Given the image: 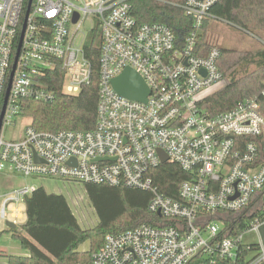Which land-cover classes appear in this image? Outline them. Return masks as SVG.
Returning <instances> with one entry per match:
<instances>
[{"label": "built area", "instance_id": "built-area-1", "mask_svg": "<svg viewBox=\"0 0 264 264\" xmlns=\"http://www.w3.org/2000/svg\"><path fill=\"white\" fill-rule=\"evenodd\" d=\"M129 1L0 0V116L26 23L0 134V172L149 191V211L166 222L107 235L92 264H189L199 255L210 264H264V116L256 100L209 116L201 104L227 86L218 69L220 50L197 56L195 35L179 48L169 26L139 25ZM219 1L185 0L183 7L200 29ZM91 18L102 32L95 128L41 132L28 124L17 140H6V128L23 118L24 99L55 100L45 81L55 69L66 74L65 94L78 95L89 84L88 37L80 39V33ZM127 68L149 89L146 103L114 89L113 80ZM160 152L189 175L180 200L154 184L151 172L163 165ZM36 189L26 186L5 196L1 218ZM217 212L233 214L226 220L249 218L244 232L219 239L217 220L223 217L212 216ZM246 234H254L255 242H245Z\"/></svg>", "mask_w": 264, "mask_h": 264}, {"label": "trees", "instance_id": "trees-1", "mask_svg": "<svg viewBox=\"0 0 264 264\" xmlns=\"http://www.w3.org/2000/svg\"><path fill=\"white\" fill-rule=\"evenodd\" d=\"M132 14L139 25L161 23L174 32L179 48L195 35V51L205 57L212 47L221 52L218 69L228 85L208 97L202 108L215 117L232 110L239 102L255 99L264 116V45L253 50L226 48L214 44L208 35L212 22L221 21L234 28L259 34L264 43V0H220L198 29L194 18L187 15L185 0H130ZM100 23L84 45L85 55L91 63L92 77L78 95L63 92L65 72L58 68L46 77L47 84L56 91L51 103L24 99L20 104L21 116L31 120V125L41 132L90 131L96 126L98 91L100 81V54L102 34ZM254 67V70L251 68ZM238 139L240 144H244ZM264 154V146L262 148ZM261 161H264V157ZM159 192L174 200H180V185L189 175L174 163H165L151 172ZM87 197L96 213L98 224L84 229L74 215L65 196L48 193L38 187L24 199L26 222L7 232L30 251L29 257L8 256L9 264H92V255L99 250L109 234H119L145 224L156 226L166 222L152 214L148 206L152 199L149 191L105 184H86ZM213 217L222 224L219 239L240 235L249 218L226 220L232 213L217 212ZM168 223V221H167ZM169 222L167 225H171ZM90 242V249L81 252L79 246ZM246 256V255H245ZM189 264H210L202 255L194 257ZM217 264H237L220 259Z\"/></svg>", "mask_w": 264, "mask_h": 264}, {"label": "rangeland", "instance_id": "rangeland-1", "mask_svg": "<svg viewBox=\"0 0 264 264\" xmlns=\"http://www.w3.org/2000/svg\"><path fill=\"white\" fill-rule=\"evenodd\" d=\"M95 26L96 22L94 19H88L82 27L80 39H83L84 35L89 38L92 35ZM74 29L75 27L73 26L72 31H74ZM208 31V35L210 36L212 43L219 46H224L226 48L253 50L264 45L263 41L259 37V34H254L239 28H234L221 21L212 22ZM251 70H254V67H252ZM226 80L228 85L229 78H226ZM28 124H31L30 119L26 117H17L15 124L6 128L5 139L17 140L23 133L24 127ZM31 185L39 188L42 187L49 193L65 196L74 215L78 219L79 224L84 229L94 228L98 224L96 213L90 204V200L87 197L84 187L81 185L69 184L57 179L26 178L12 172L3 171L0 172V223L3 224V230L0 232V239H3L6 236L12 239V235L6 233V230L9 229L7 222L14 221L18 224H22L26 221H18L12 218V208L14 206H20L23 208L24 212L23 203L10 204L7 208V219L1 218L4 197L11 195L15 190ZM244 239L245 242L251 243L255 242L256 237L254 234H246ZM88 249H90L89 241H86L79 246L80 251H89Z\"/></svg>", "mask_w": 264, "mask_h": 264}, {"label": "water", "instance_id": "water-1", "mask_svg": "<svg viewBox=\"0 0 264 264\" xmlns=\"http://www.w3.org/2000/svg\"><path fill=\"white\" fill-rule=\"evenodd\" d=\"M28 15H29V12H27V14H26V19H27ZM75 21H77V16L74 18V22ZM25 27H26V23L24 24L23 32L21 34L20 43H19V47H18V51H17V56H16L13 72L11 74L9 86H8L7 93H6L5 100H4V106H3L2 113L0 116V134H1V130H2L3 118L5 115V111H6V106H7L9 93H10V89H11V85H12L14 71L16 69V64H17V60L19 57V53H20V49H21V45H22V40L24 37ZM113 87L120 95L126 97L127 99L133 100V101L146 103L148 96L150 95V91L147 88L144 80L141 78V76L139 74H137L134 70H132L130 68L125 69V71L120 76H118L117 78H115L113 80ZM160 156H161L162 164H165L168 160L167 156L164 155V153H162V152H160ZM7 225L10 228H15V224H13L11 222H7Z\"/></svg>", "mask_w": 264, "mask_h": 264}, {"label": "crops", "instance_id": "crops-1", "mask_svg": "<svg viewBox=\"0 0 264 264\" xmlns=\"http://www.w3.org/2000/svg\"><path fill=\"white\" fill-rule=\"evenodd\" d=\"M0 194H1V191H0ZM12 218L14 220H18V221L27 220L26 215H25V210L23 212V208H21L20 206H14L12 208ZM11 223L15 224V228L24 224V223L18 224L17 222H14V221ZM97 223H98V219H97ZM2 228H3V224L0 223V232L3 230ZM8 228L12 229L9 226H8ZM7 230H6V233H8ZM9 234H11V233H9ZM81 252H86V251H81ZM8 256L29 257L30 251L23 248L21 242L19 240L15 239L13 236H12V239H10L9 237L6 236L3 239H0V264H9Z\"/></svg>", "mask_w": 264, "mask_h": 264}]
</instances>
